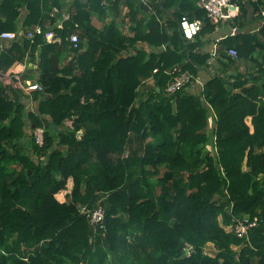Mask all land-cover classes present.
I'll return each mask as SVG.
<instances>
[{"label":"trees","instance_id":"1","mask_svg":"<svg viewBox=\"0 0 264 264\" xmlns=\"http://www.w3.org/2000/svg\"><path fill=\"white\" fill-rule=\"evenodd\" d=\"M66 1L0 0V34L59 39L0 50L2 74L40 88L0 79V264H264V0H232L236 28L247 2L263 23L216 57L201 50L216 25L200 0L74 1L65 18ZM105 9L112 19L92 26ZM184 15L203 22L191 42ZM203 69L215 73L200 94L165 92ZM98 206L104 229L81 211ZM246 216L259 220L248 239L225 230Z\"/></svg>","mask_w":264,"mask_h":264},{"label":"built area","instance_id":"2","mask_svg":"<svg viewBox=\"0 0 264 264\" xmlns=\"http://www.w3.org/2000/svg\"><path fill=\"white\" fill-rule=\"evenodd\" d=\"M198 6L205 13V18L211 21L214 25L218 26L222 21L234 19L237 16V6L232 3V0H200ZM56 12V9H55ZM203 22L201 19H189L187 16H182L179 20V30L186 41H193L195 37L202 30ZM18 36H24L28 40L32 41L36 36H41L45 40L59 41L51 28H43L41 26H35L32 30L27 32L19 31L16 32H3L0 34L1 40H14ZM69 41L73 47H77L79 42V37L77 34H71L69 36ZM228 55L231 58H236L237 53L234 49L228 50ZM156 72V70L154 71ZM197 83V77H193L191 74L184 73L179 77L173 79L165 90L167 94H173L178 90L185 88L188 84ZM28 91L34 89H40L37 84L28 85L26 87ZM37 131V130H36ZM41 133L42 131L39 130ZM37 138V137H36ZM37 138V142L41 143ZM81 211L86 214L89 223L93 227H98L104 229V210L101 207H96L94 209L82 208ZM258 218H249L248 216L242 219L233 220L232 224L229 226L228 231H232L234 235L239 239H248L249 231L255 228L258 224Z\"/></svg>","mask_w":264,"mask_h":264},{"label":"crops","instance_id":"3","mask_svg":"<svg viewBox=\"0 0 264 264\" xmlns=\"http://www.w3.org/2000/svg\"><path fill=\"white\" fill-rule=\"evenodd\" d=\"M74 1H76V2L78 1L81 3L86 2V0H67L64 7H63V10L65 11L63 14V17L65 16V18H66L67 6H70ZM143 1H145V0H143ZM250 1H256V0H250ZM246 5L248 7L247 15H246L248 23H246L242 29H239L233 25V19L222 21L218 26L215 27L216 29L213 31V33L206 35L204 37H201L202 38L201 41L203 42V45L201 46V50L203 52L211 54V57H216L219 42L222 39H224L226 36H233L237 33H256L259 30V28L261 27V25L263 23L262 18L259 17V15H258L259 13H255L253 11V9L250 6H248V2ZM119 9H120V14H121L120 18H122L123 14L125 12V9L121 4L119 5ZM105 10H106L105 13L102 15L99 14V12L97 10L92 11L90 13V19H91V25L92 26L97 27V28H101L104 23H106L112 19L113 15H112L110 9H105ZM52 13L53 14L55 13V8H53ZM237 16H238V9H237ZM261 16L264 17V10H262ZM117 21H118V19H117ZM10 41H12V40H10ZM10 41L0 39V50L3 49L4 47H6ZM263 55L264 54H260V56H263ZM62 60H63L62 62L65 63V56L64 55L62 56ZM259 60H261V58H259ZM25 67L26 68H32L33 65L28 63V64H25ZM240 69L242 70V68H240ZM214 73H215L214 70H211V69H209L208 71L204 70V69L201 70L200 73L198 74V77H197V83L191 84L190 87L188 88V91L192 94H200L202 89H203L204 83ZM9 78H11V77H9ZM13 78H15L19 83L23 84V88L25 89L26 92H30L26 88L28 85L37 84L35 75L32 76L29 80L24 81V83H23L24 77L22 75H19V76L13 77ZM145 88H146V90H148L149 85H146ZM227 229H228V227H226V230ZM234 248H236V247H234Z\"/></svg>","mask_w":264,"mask_h":264},{"label":"rangeland","instance_id":"4","mask_svg":"<svg viewBox=\"0 0 264 264\" xmlns=\"http://www.w3.org/2000/svg\"><path fill=\"white\" fill-rule=\"evenodd\" d=\"M28 108V107H27ZM35 136L38 138V140L40 139L41 137V132L39 130L35 131ZM40 141V140H39ZM71 188H72V183L70 182L69 184V187H67V191L65 192L67 195H69L70 191H71ZM220 220V219H219ZM226 230V228H225ZM229 230V227L228 229ZM204 253L208 256H214L215 255V248L213 246V244L211 243H206L205 245V248H204Z\"/></svg>","mask_w":264,"mask_h":264},{"label":"water","instance_id":"5","mask_svg":"<svg viewBox=\"0 0 264 264\" xmlns=\"http://www.w3.org/2000/svg\"><path fill=\"white\" fill-rule=\"evenodd\" d=\"M10 79L11 81H13V82H18L15 78H13V77H11V78H8L7 76H5L4 74H2L1 72H0V79Z\"/></svg>","mask_w":264,"mask_h":264},{"label":"clouds","instance_id":"6","mask_svg":"<svg viewBox=\"0 0 264 264\" xmlns=\"http://www.w3.org/2000/svg\"><path fill=\"white\" fill-rule=\"evenodd\" d=\"M31 91H33V90H31Z\"/></svg>","mask_w":264,"mask_h":264}]
</instances>
